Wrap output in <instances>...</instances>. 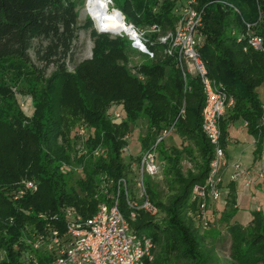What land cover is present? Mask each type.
<instances>
[{
    "label": "trees",
    "instance_id": "obj_1",
    "mask_svg": "<svg viewBox=\"0 0 264 264\" xmlns=\"http://www.w3.org/2000/svg\"><path fill=\"white\" fill-rule=\"evenodd\" d=\"M83 1L0 0V264H52L55 252L44 243L35 245L41 237L50 242L54 231L66 239V210L90 218L114 192L111 186L106 194L103 184L133 180L126 134L139 123L145 127L141 151H156L168 186L166 193L154 178L145 177L155 215L133 210L130 204L138 200L133 194L129 201L125 193L120 197L132 230L154 243V259L147 264H216L206 234L219 240L223 230L231 240L232 264H264V215L254 212L247 224L234 220V182L224 210L219 209L222 230L214 227L216 210L210 206L204 227L194 197L195 186L208 179L214 152L202 129L203 87L196 75L184 76L176 57L159 42L175 30L182 2L112 0L128 25L145 32L154 57L135 48L125 33H100L88 17L93 55L78 62ZM197 6L203 10L199 52L211 78L234 98L221 124L225 152L228 124L239 120L260 148L264 103L257 90L264 85V46L257 50L250 41L258 36L264 42V0H198ZM19 95L31 96L32 116L23 111ZM114 104L122 107L121 119L111 117ZM71 105L92 130L87 151L76 161L65 115ZM167 130L168 137L158 142ZM29 180L38 190L19 195Z\"/></svg>",
    "mask_w": 264,
    "mask_h": 264
},
{
    "label": "built area",
    "instance_id": "obj_2",
    "mask_svg": "<svg viewBox=\"0 0 264 264\" xmlns=\"http://www.w3.org/2000/svg\"><path fill=\"white\" fill-rule=\"evenodd\" d=\"M198 0H182L180 18L173 31L159 37V42L165 45V53L175 56L183 74L196 75L199 77L205 96V104L202 110V129L213 146V158L210 163V173L204 185L194 188V197L199 200V212L205 228L208 227L207 211L210 203L218 201L222 194L224 184V160L226 152L223 147L222 121L227 111L233 106L234 98L224 89L223 85L211 78L208 66L199 52L200 28L203 25V10L197 6ZM133 29L134 26H133ZM157 30L156 27L153 31ZM133 40V46L140 51L154 57L146 43L145 32L138 34ZM140 43L138 45L137 43ZM251 45L262 50L264 46L261 37H253ZM113 119H121L122 113L118 110L111 111ZM85 130L81 131L84 135ZM169 131H164L158 140L167 138ZM234 173L230 180L235 182L239 176L249 178L252 183L251 173L244 169L240 162L231 165ZM139 176L140 200L130 204L133 210L144 209L153 215L156 208L148 199L145 177H155L159 174L161 164L154 149L148 150L141 155ZM263 176V175H261ZM113 186L112 196L108 195L109 202L100 204L97 212L90 218L85 219L74 208L66 210L68 216L67 237L62 240L58 231L51 235L50 242H44V237L36 243L35 248L47 245L49 250L55 252L52 264H147L153 261L154 243L148 238H140L131 228L128 219L120 207V197L126 194L129 201L132 194L129 190V182L125 178L103 184L104 192L108 194ZM26 189H22L19 195L27 190L36 192L38 185L34 181H27ZM142 200V203H141ZM131 203V201L129 202ZM132 218H136V212H132Z\"/></svg>",
    "mask_w": 264,
    "mask_h": 264
},
{
    "label": "rangeland",
    "instance_id": "obj_3",
    "mask_svg": "<svg viewBox=\"0 0 264 264\" xmlns=\"http://www.w3.org/2000/svg\"><path fill=\"white\" fill-rule=\"evenodd\" d=\"M87 1L88 0H84L83 3L79 7L80 26L82 29L79 32V48L80 49H79V54L77 57L78 62L89 60L92 58V55H93L94 40L92 37V28H88L86 25L87 18L89 17L92 19V17L86 11ZM180 2H182V0H180ZM109 4H110L111 10H117L116 8H114V3L112 2V0H109ZM93 22H94V28L97 29V25L94 20ZM134 63L140 64L141 61L139 59H136ZM71 69H73V66H71ZM13 91L17 92L16 87L13 88ZM257 91L259 94V98L261 99L262 102H264V85L260 86ZM18 98H19V103L21 104L25 114L27 116H32L34 112V105H33V100L31 96L19 95ZM113 107H114L113 110L122 111L121 106H116V104H114ZM77 108H78L77 105H71V107L69 108V111L71 112H66L65 114L66 120H67V133L70 139L69 143L71 145V157L74 161H76L77 156L87 151L85 141L89 133L92 132V130L90 129V125L85 120L84 116L82 114H80L79 116L74 114V113H77L76 111H79ZM144 128H145L144 125L139 123L136 126H131L130 130L127 131V134H126V138L129 140V146L127 148L129 157L126 158V161H130V159L133 158L132 160L133 165L131 167L132 172L130 173L132 174L134 173V175L131 176L133 180L131 179L132 181L129 182V190H130V194H133V196L137 198L138 200H140V191L138 187L140 169H141L140 162H141V155L143 154L141 151L139 140H140L141 133L144 132ZM82 130L86 131L84 135L81 134ZM229 131L233 138H237V140L240 141L239 146L244 147L246 144L245 143L246 139L249 136L244 122L240 121L236 123L235 125L229 128ZM166 141L170 145L171 142L169 141V139ZM178 141L179 139L176 140L175 143L178 144L179 143ZM233 146L234 144L230 146V149H232ZM233 153L236 154L237 152H233ZM138 157H140L139 161L136 160ZM246 159L244 160L237 159L234 162H232V164H234L235 162H240L241 166L247 170V168H249L247 164H250V163H247ZM159 162L161 164L160 172L157 176L152 177V178H154V180L157 181L161 185L162 189L167 193L168 186L165 183V174H164V169H163L164 163L161 161L160 158H159ZM263 162H264V156H263ZM223 163H225V160ZM184 165L185 167H191V164L188 161H185ZM250 172L252 174L251 176L252 183L249 182V178L247 177H243V178L239 177L235 181V189H236V194H237L236 207L238 208V211L235 215L234 220L242 224L249 223L253 218L254 212L261 211L262 214L264 215V193L258 192L255 189L257 183L255 182L256 180L255 175H253L256 173L258 177L260 176V174L264 175V169H262L261 167H256V168H253L252 171ZM145 183H146V180H145ZM226 199H227V188L223 189L221 197L218 201V204H215L212 202L210 204L211 210H216L212 216L214 227H218L220 230H222L223 226L219 223V218H220L219 209L221 211L224 210ZM206 237L209 242V245L215 247L214 257L217 259L216 260L217 262L215 263L216 264H232V259L230 256L231 240L226 230L222 231V237L219 240L217 239L218 236L212 233L206 234Z\"/></svg>",
    "mask_w": 264,
    "mask_h": 264
},
{
    "label": "crops",
    "instance_id": "obj_4",
    "mask_svg": "<svg viewBox=\"0 0 264 264\" xmlns=\"http://www.w3.org/2000/svg\"><path fill=\"white\" fill-rule=\"evenodd\" d=\"M228 114L229 113L227 111L224 119H227L229 117ZM240 121L242 120H239L237 122H231L228 124V136L226 137V158H225V163H224L225 175H224V184H223L222 189H225V188L229 189L228 187L232 183V181L230 180V176L234 173V170L231 165H232V162H234L237 159L244 160L247 158L246 162L250 163V164H247L249 166V168H247V171H252V169L256 167H261L262 169H264V162H263L264 139L262 140V143L260 145L261 147L259 148L258 141L255 139V137L249 134L246 123L244 121L243 122L245 124L246 130L249 135L246 139L245 146L240 147L239 146L240 141L237 140V138H233L231 136L229 128ZM233 144L234 146L232 147V149H230V146ZM233 152H237V153L234 154ZM256 174H253L255 175V179H256L255 182L257 183L255 189L258 192L264 193V182H263L264 175L260 174V176L258 177V175ZM239 177L243 178V176L241 175ZM215 204H218V202H216Z\"/></svg>",
    "mask_w": 264,
    "mask_h": 264
},
{
    "label": "bare ground",
    "instance_id": "obj_5",
    "mask_svg": "<svg viewBox=\"0 0 264 264\" xmlns=\"http://www.w3.org/2000/svg\"><path fill=\"white\" fill-rule=\"evenodd\" d=\"M86 5L87 13L99 28L120 33L127 29L125 21L117 14V10H111L109 0H88Z\"/></svg>",
    "mask_w": 264,
    "mask_h": 264
},
{
    "label": "water",
    "instance_id": "obj_6",
    "mask_svg": "<svg viewBox=\"0 0 264 264\" xmlns=\"http://www.w3.org/2000/svg\"><path fill=\"white\" fill-rule=\"evenodd\" d=\"M117 14L120 15L123 18V20L125 21V16L122 14L121 11L117 10ZM125 25H127L126 22H125ZM97 29H98V31L100 33H112V34H122V33H125L126 35L130 36L131 38H137L135 29H133V25H127V29H124V32H121V33L120 32H114V31L105 29L103 27L102 28H99L98 26H97ZM137 44L140 45L139 42Z\"/></svg>",
    "mask_w": 264,
    "mask_h": 264
}]
</instances>
